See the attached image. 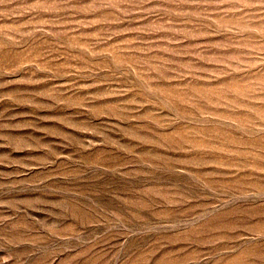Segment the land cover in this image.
Segmentation results:
<instances>
[{
	"label": "rangeland",
	"instance_id": "rangeland-1",
	"mask_svg": "<svg viewBox=\"0 0 264 264\" xmlns=\"http://www.w3.org/2000/svg\"><path fill=\"white\" fill-rule=\"evenodd\" d=\"M0 264H264V0H0Z\"/></svg>",
	"mask_w": 264,
	"mask_h": 264
}]
</instances>
